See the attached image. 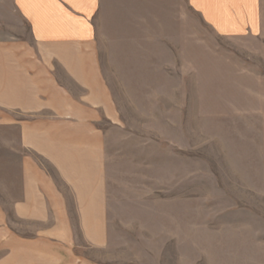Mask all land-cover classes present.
Segmentation results:
<instances>
[{
  "label": "rangeland",
  "instance_id": "1",
  "mask_svg": "<svg viewBox=\"0 0 264 264\" xmlns=\"http://www.w3.org/2000/svg\"><path fill=\"white\" fill-rule=\"evenodd\" d=\"M166 13L179 39L99 42L118 113L102 123L111 256L264 264V32L221 36L190 13L183 39Z\"/></svg>",
  "mask_w": 264,
  "mask_h": 264
},
{
  "label": "crops",
  "instance_id": "2",
  "mask_svg": "<svg viewBox=\"0 0 264 264\" xmlns=\"http://www.w3.org/2000/svg\"><path fill=\"white\" fill-rule=\"evenodd\" d=\"M264 32V0H0V264H122L111 256L107 132L118 113L99 42ZM193 20V19H192Z\"/></svg>",
  "mask_w": 264,
  "mask_h": 264
}]
</instances>
